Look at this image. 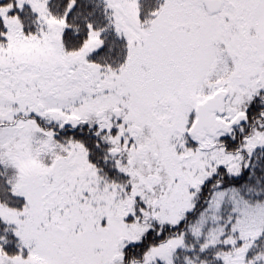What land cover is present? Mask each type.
Segmentation results:
<instances>
[{
  "label": "snow or ice",
  "instance_id": "1",
  "mask_svg": "<svg viewBox=\"0 0 264 264\" xmlns=\"http://www.w3.org/2000/svg\"><path fill=\"white\" fill-rule=\"evenodd\" d=\"M0 264H264V0H0Z\"/></svg>",
  "mask_w": 264,
  "mask_h": 264
}]
</instances>
